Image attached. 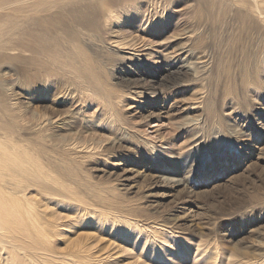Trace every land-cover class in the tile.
Wrapping results in <instances>:
<instances>
[{
	"label": "rangeland",
	"instance_id": "rangeland-1",
	"mask_svg": "<svg viewBox=\"0 0 264 264\" xmlns=\"http://www.w3.org/2000/svg\"><path fill=\"white\" fill-rule=\"evenodd\" d=\"M158 6L144 35L142 14L111 8L121 39L152 42L133 69L62 32L74 68L13 57L0 21V139L75 195L50 180L0 187L33 204L54 250L94 264H264V27L220 0ZM184 56L207 60L205 78L169 81Z\"/></svg>",
	"mask_w": 264,
	"mask_h": 264
},
{
	"label": "bare ground",
	"instance_id": "bare-ground-1",
	"mask_svg": "<svg viewBox=\"0 0 264 264\" xmlns=\"http://www.w3.org/2000/svg\"><path fill=\"white\" fill-rule=\"evenodd\" d=\"M158 1L0 0V21L4 18L9 21L13 28L12 33L15 34L13 35V43L5 48V51L13 57V54L23 52L43 56H46L47 53L53 65L64 69H72L75 65L71 63V54L66 46L76 47V45L65 41L63 36L60 39L62 32L88 46L89 50L106 56L107 59H110L107 61L119 57L124 66L133 69L138 66H135L134 61L137 64H144L141 57L146 54L144 51L152 42H141L138 47L135 42L145 38L138 33L135 36H130L127 40L121 39L118 35L120 29L112 30L111 25L117 22L115 21L117 14L113 13L111 8H118L120 10L118 13L136 10L139 14H142L138 29L144 35L148 34L149 31L160 28L159 23H154L155 19L159 21L162 17L160 16L161 13L158 14ZM220 2L231 3L245 14L261 22L264 27L263 0H220ZM135 19H139V16ZM107 35L109 36L105 39L104 36ZM62 44H65V47L62 48ZM63 50H66L67 53ZM72 53L77 55L78 51L75 49ZM184 57L185 59L181 60L170 59L165 64L163 73L170 75L169 81L179 79V77H176V74L179 73H183L189 79L205 78L203 73H206L209 66L207 60L197 61L198 58L193 60L191 57ZM134 85L138 84L135 83ZM201 101L199 100L198 104ZM63 121L59 117L55 120L56 125L59 126L63 124ZM155 126L157 124L150 127L154 128ZM146 144L152 147L150 142ZM5 179H10L12 186L16 188H23L24 183H29V180L34 185H38L41 181L48 182L50 180L57 192L67 193L69 198L75 195L71 189L62 186L49 173L43 171L42 167L25 150L12 145L9 139L4 141L0 139V180ZM76 197L79 200V197ZM45 221L47 223L51 222L50 220ZM4 241L9 243L4 244ZM0 252L8 254L9 264L14 262L16 264H94L90 258L85 259L83 257L82 259L78 255L73 256L69 253L54 250L52 244L48 241V233L43 227V220L33 213V204L29 203L24 207L14 196L5 197L1 187ZM3 261L0 258V264H5Z\"/></svg>",
	"mask_w": 264,
	"mask_h": 264
}]
</instances>
